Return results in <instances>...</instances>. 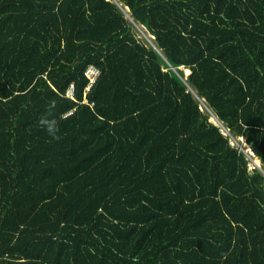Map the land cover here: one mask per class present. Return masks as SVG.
<instances>
[{"label":"trees","instance_id":"1","mask_svg":"<svg viewBox=\"0 0 264 264\" xmlns=\"http://www.w3.org/2000/svg\"><path fill=\"white\" fill-rule=\"evenodd\" d=\"M247 150L264 0H0V264H264Z\"/></svg>","mask_w":264,"mask_h":264},{"label":"built area","instance_id":"2","mask_svg":"<svg viewBox=\"0 0 264 264\" xmlns=\"http://www.w3.org/2000/svg\"><path fill=\"white\" fill-rule=\"evenodd\" d=\"M99 74H100L99 69L93 66L89 67V69L86 71V77L89 79V83H90L87 92L90 91L91 88L95 85L96 79L98 78ZM65 97L71 100L75 99L74 87H71L70 89L67 90Z\"/></svg>","mask_w":264,"mask_h":264},{"label":"clouds","instance_id":"3","mask_svg":"<svg viewBox=\"0 0 264 264\" xmlns=\"http://www.w3.org/2000/svg\"><path fill=\"white\" fill-rule=\"evenodd\" d=\"M54 107V105H52ZM40 127L44 128L45 131L53 138L59 139L57 133L59 132L58 123L54 119L42 118L38 121Z\"/></svg>","mask_w":264,"mask_h":264},{"label":"water","instance_id":"4","mask_svg":"<svg viewBox=\"0 0 264 264\" xmlns=\"http://www.w3.org/2000/svg\"><path fill=\"white\" fill-rule=\"evenodd\" d=\"M131 22H132V20H131ZM244 152H246V151H244ZM246 154L250 157V159L253 161V163L257 166V169H259V171H261L264 174L260 161H259V163H260V165H259V164H257L256 160L252 159L251 156L253 155V152L252 151H250V153L246 152Z\"/></svg>","mask_w":264,"mask_h":264},{"label":"rangeland","instance_id":"5","mask_svg":"<svg viewBox=\"0 0 264 264\" xmlns=\"http://www.w3.org/2000/svg\"><path fill=\"white\" fill-rule=\"evenodd\" d=\"M141 37H143L144 38V36H141ZM186 74H189V71H186ZM204 110V109H203ZM244 145H246V144H244ZM247 146V145H246ZM248 147V146H247ZM250 151L251 150H247L246 152H248V153H250ZM256 162H257V164H259V161L258 160H256ZM260 165V164H259ZM255 167H257L253 162H251V164H250V170H253V169H255ZM264 175V174H263Z\"/></svg>","mask_w":264,"mask_h":264}]
</instances>
